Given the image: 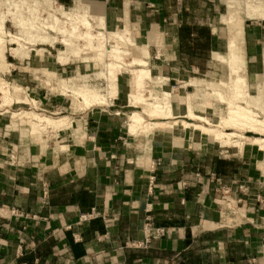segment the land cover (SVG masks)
I'll return each instance as SVG.
<instances>
[{
    "label": "crops",
    "instance_id": "obj_1",
    "mask_svg": "<svg viewBox=\"0 0 264 264\" xmlns=\"http://www.w3.org/2000/svg\"><path fill=\"white\" fill-rule=\"evenodd\" d=\"M86 1L116 23L129 7L131 23L158 37L150 67L168 84L213 70L225 50L223 27L214 32L225 0ZM245 44L248 77L260 75L264 21L246 24ZM118 100L76 114L58 145L1 122L0 264H264L259 153L181 128L131 136ZM93 210L98 218L81 221ZM147 223L164 235L147 234Z\"/></svg>",
    "mask_w": 264,
    "mask_h": 264
},
{
    "label": "bare ground",
    "instance_id": "obj_2",
    "mask_svg": "<svg viewBox=\"0 0 264 264\" xmlns=\"http://www.w3.org/2000/svg\"><path fill=\"white\" fill-rule=\"evenodd\" d=\"M34 1L33 5L36 4ZM46 2L48 4L47 6H49L50 9L52 8L53 15L51 17L54 19V31L58 30V32L60 31V33H63L60 29H58V27H60L59 24H61V21L65 23V21L62 19H66L67 27H65L66 31L69 32L66 34L79 40L83 47L82 50H74L76 56H82L81 59L84 61V63H94L95 66L103 69V71L99 72L98 75L100 77L102 76L106 84L104 93L90 85L75 91V94L82 99L84 104L83 106L92 107L95 105H105L107 102H109V96L119 95V76H117L118 73L115 74L113 71L115 68H119L124 73L130 74L129 83L131 90L127 95L128 104L130 102V105L136 103L137 108L142 110L140 113L133 111L127 117L126 128L127 132L131 136H147L150 133H157L163 130H170L174 129L175 127H180L183 130L190 129L193 132H199L203 136L213 135L212 138L214 141L219 143L222 147L243 149L244 143L235 139L246 140V136L240 135L239 133L233 131L235 129H239L241 131H246V134H252L254 136V145L260 147V151L261 149L264 151V90L261 92V98L258 97V95L260 96V93L253 94V96H251L247 91V89L251 87V84L249 85V82L247 81V61L245 50V21L246 19L264 21V0H226V17L220 18V25H223V27L228 29V37L225 40L224 45L225 52L224 55L215 52L214 56L220 59L222 63L227 66L230 78L227 80H220V83L217 86L210 83L203 84L200 82V80L182 81V87L180 90L187 91L186 96L180 98L183 102V106L186 109V113L183 115H178L175 113L173 106L174 95L172 90L165 88L163 93L160 95V92L157 93L158 91L153 88V85L157 84L164 86V83L168 82V78L162 76H153L148 62V45L140 46L136 43L134 38H132V23L129 16V5L127 6L128 8L126 11L124 8L125 12L122 14V16L118 17V23L121 26L120 30L123 32L125 31V33H128L129 35L128 41H125L121 36H119L120 30L118 28L115 30L108 29L107 22H104L105 14L103 12L98 13L97 10L89 4H84L81 3L80 0H76L75 9L67 10L62 5H58L60 7V11H56L58 9H55L54 6H51L50 0H46ZM7 4L11 7H14L16 10L17 8L22 10L26 7L25 3L21 0H0V34L3 33L5 26V16H3L4 14L2 13L1 9L3 5ZM39 4L40 2H38V5ZM42 11H40L38 7H33L31 13L32 16L41 17ZM48 11L50 12V10ZM44 14L45 16L47 15L46 12ZM21 18L18 21H20L22 26L24 25L25 27L24 19ZM31 18L32 17H30V19ZM34 19L32 20L34 21ZM29 28H27V30ZM104 31H106V34L103 33ZM63 36L65 35L63 34ZM41 39L39 38V40H37L40 41ZM65 42L68 43L69 41L66 40ZM3 43L0 39V71H5L4 67H6V54L5 49H3ZM17 45L19 48L23 47L20 42H17ZM19 50L20 49H17L16 52ZM128 59L130 60L126 61ZM261 60L262 71L260 70V75L264 81V58ZM106 69L107 71L105 73L104 71ZM93 75L95 76V74ZM164 87H166V85ZM189 88H202L206 91L208 98H213L226 105V112L224 115H221V118L217 124H214V122L209 117H203L196 113L192 95L188 93ZM0 90H2V92L5 94V101L10 104H24L30 101L28 99L25 100L15 98L12 95L13 92L14 94L18 95L19 93L23 92V89L19 86L10 88L9 84L4 82L1 78ZM146 90L148 91L146 93H149L148 96L144 95ZM159 96L162 97L159 98ZM253 97L255 98L253 99ZM255 101H258L261 105H255ZM252 108H256L259 112L253 110ZM24 114L25 116H28V118L36 120L38 122L37 124H42V126L39 127L40 129L33 131V134H38L39 132L44 131V129H57L63 126L72 128L74 124L71 123L72 121L70 122L68 120V122L67 118L54 120L47 116H38L33 112H24ZM24 114L15 113L14 117ZM118 115H120V113H118ZM145 115L153 119L154 117H162L165 120L149 121ZM67 147L68 146L65 148Z\"/></svg>",
    "mask_w": 264,
    "mask_h": 264
},
{
    "label": "rangeland",
    "instance_id": "obj_3",
    "mask_svg": "<svg viewBox=\"0 0 264 264\" xmlns=\"http://www.w3.org/2000/svg\"><path fill=\"white\" fill-rule=\"evenodd\" d=\"M21 1H23L26 5V7L22 10L17 8L18 10L17 11L14 7H11L8 4L3 5L1 9L2 13L4 14L3 16H5L4 18L5 26L3 33L0 34V39L2 40V43L4 42L3 49H5V54H6V61H5L6 67H4L5 71L4 70L0 71V78L4 82L8 83L10 88H13L14 86H19L23 89V92L19 93L18 95L14 94L13 92L12 95L15 98L25 99V100L28 99L30 101L24 104L22 103L10 104L7 101H5L4 98L5 94L2 92V90H0V124L1 122L6 123L11 121L12 124H15V126L19 128L29 129L30 133L33 136L40 137L43 140L52 143V145L53 144L58 145V138L60 137V135L61 134L65 135L66 133H69L71 129H73V127L67 128L66 126H63L57 129H44V131L39 132L38 134H33V131H37L38 129H40L39 127H41L42 124L41 123H39L40 125L37 124L38 122L36 120L32 118H28V116H25L24 112L25 113L33 112L38 116L41 117L47 116L54 120L67 118V121L68 120L70 122L72 121L71 123L73 124L74 123L73 118H75V116L83 114L88 110L107 109V107H110L112 104L115 103V100L117 98L120 99L118 100L119 103L116 101L118 104H120L121 106H126L124 109L121 110L126 114V116H122L123 119L127 120L128 115L133 111L139 113L142 111L141 109L137 108L136 103L130 105L131 103L130 102L128 104L127 95L131 90L129 83L130 74L124 73L119 68H115L113 70L115 74L118 73L117 76H119V90H120L119 95L109 96L112 100L109 98L108 99L109 102H107L105 105H95L92 107L83 106L84 104L82 102V99L75 94V91L79 90L82 87H87L88 85H90L100 90V92L104 93L106 84L102 76L100 77L98 75L99 72L103 71V69L98 66H95L94 63L92 64L84 63V61L81 59L82 56L79 57L76 56L74 50L75 49L82 50L83 47L79 40L72 38L73 36L70 35L68 36V34H66L69 33L68 31H66V27H67L66 19L65 20L62 19L63 21H65V23L61 21L60 22L61 24H59L60 27H58V29H60L63 33H60V31L58 32V30L54 31L53 29L54 19L51 17L53 15L52 8L50 9L49 6H47L48 4L46 0H35V1L21 0ZM33 1L37 4V5L35 4L36 6L33 5ZM37 1L40 2L39 5ZM50 1H51V6L52 7L54 6L55 9H58L56 11H60L59 6L61 5L67 10L76 8V1L75 4H71V3L64 4L60 0H54V1L50 0ZM81 3L89 4L90 6L94 7L98 13L103 12L105 14L104 6L99 3H95V2L93 3L86 0L83 2L81 1ZM32 6L38 7L40 11L42 10L44 11V12L42 11L41 17L32 16L31 13V10L33 9ZM226 6L227 3L225 0V6L221 8L220 18L226 17L227 14ZM48 10H50V12ZM45 12L47 14L46 16L44 14ZM21 16L24 19L25 27L24 25L22 26L20 21H18L20 20ZM30 17L32 18L30 19ZM104 18H105L104 22H107L109 30H113V29L115 30L116 28H118L119 30L121 29L119 23L110 21L109 15L106 16L105 14ZM32 19H34V21ZM220 20L221 19H219L218 25H216L214 28V32L217 37L220 35L219 28L223 27V25H220ZM253 21L256 20L246 19L245 26L246 24ZM32 23H34L35 25ZM27 28L29 29L27 30ZM140 28L141 27H137L135 23L132 22L131 36L132 38H134V40L138 45L140 46L148 45V51H149L148 62L150 63V66H154L155 62H158L156 60V56L161 57V54L157 55L156 53H154V51H156L154 48V43H157L159 39L158 37H154L151 31L147 34L146 31L143 32V30ZM105 32L106 31H104L103 33ZM222 33L225 42V40L228 37V29L226 27H223ZM63 34L65 36H63ZM119 36H121L125 41H128L129 39L128 33H125V31L123 32L122 30H120ZM39 38L42 39L38 41ZM66 40H68L69 42L68 43L65 42ZM17 42H20V44L23 47L19 48ZM17 49L20 50L16 52ZM224 52L225 51L223 50L220 53L224 55ZM213 58L214 60H217L216 62H218V63L215 62V68L213 70L192 71L187 73L185 72L183 73L185 78L183 76L182 77L175 76L173 77L175 81H173L172 84H167L166 82L164 83V86L166 85V87L157 84V85H153V88H155L158 91L157 93L160 92L159 93L160 95L163 93L165 88L172 90L174 95V102H173L174 110L179 115H183L186 113V109L180 102L181 101L180 98L183 96L185 97L187 91L180 90L182 87V81L184 82L190 80H194V81L200 80V82L203 84L210 83L217 86L219 85L220 80H227L230 78L228 74L227 66L224 63H222L220 59L214 56V54H213ZM167 59L169 60V58ZM129 60L130 59L126 61ZM196 62L202 63L203 61L197 59ZM106 71L107 69L104 72L106 73ZM93 74H95L96 77ZM152 74L154 77L158 76V73L154 70L152 71ZM159 75L162 76L161 73H159ZM247 81L249 82V85L251 84L250 85L251 87L247 89L248 93L251 96H253V94L260 93V96L258 95V97L261 98V92L262 90H264V81L261 75H255V76L250 75L248 77L247 74ZM72 92L74 93V95ZM146 92L148 91L146 90L144 95L148 96L149 93ZM188 93L192 95V100L194 101L195 110L198 115L203 117H209L214 122V124H217L219 122V119L221 118V115L225 114L226 105L220 103L218 100H215L213 98H208L206 91L204 89L189 88ZM161 97L162 96H159V98ZM254 98L255 97H253V99ZM254 103L255 105L258 106L261 105L258 101H255ZM252 109L259 112L256 108L255 109L252 108ZM111 110H120V109L114 107ZM15 113H22L24 115L14 117ZM145 116L149 119V121L165 120L162 117H154L153 119L148 117L147 115ZM175 129H180V127H175L174 129H170V130H163L162 132L174 131ZM238 130L235 129L233 131L239 133L240 135L246 136V140H242V139H235V140L243 142L244 149L245 148L254 149L257 153H259V156H261V158L264 159V151L262 149L260 151V147L254 145L253 142L254 136L252 134H246L245 133L246 131H241V130L238 131ZM187 131L193 132L190 129ZM154 134L155 133H150L147 136H141V137H149ZM194 135L198 136L199 138H202L204 142H209L213 145L221 146L219 143L214 141V139L212 138L213 135L203 136L199 132H194Z\"/></svg>",
    "mask_w": 264,
    "mask_h": 264
},
{
    "label": "built area",
    "instance_id": "obj_4",
    "mask_svg": "<svg viewBox=\"0 0 264 264\" xmlns=\"http://www.w3.org/2000/svg\"><path fill=\"white\" fill-rule=\"evenodd\" d=\"M158 164V163H157ZM154 182H155V177H151L150 178V184H151V187L153 186V184H154ZM184 187L186 188L187 187V184H184ZM44 199H45V203L46 204H48L47 203V200H48V193H47V190L44 192ZM100 216V214L97 212V211H95V210H93L92 211V213H90V214H87V215H82L81 216V221H88V220H90V219H94V218H98ZM154 231V235L156 236V237H162L163 235H164V233H165V231L163 230V229H157V230H153L152 229V225H151V223H147L146 225H145V232L148 234H150V235H152L151 233ZM150 237V236H149ZM146 244V243H145ZM145 244H136L135 246L136 247H145Z\"/></svg>",
    "mask_w": 264,
    "mask_h": 264
}]
</instances>
